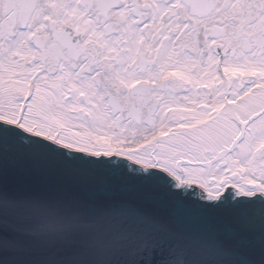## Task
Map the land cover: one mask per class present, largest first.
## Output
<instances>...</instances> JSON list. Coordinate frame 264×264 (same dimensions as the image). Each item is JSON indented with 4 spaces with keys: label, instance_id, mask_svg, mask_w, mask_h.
<instances>
[{
    "label": "snow or ice",
    "instance_id": "snow-or-ice-1",
    "mask_svg": "<svg viewBox=\"0 0 264 264\" xmlns=\"http://www.w3.org/2000/svg\"><path fill=\"white\" fill-rule=\"evenodd\" d=\"M0 264H264V0H0Z\"/></svg>",
    "mask_w": 264,
    "mask_h": 264
}]
</instances>
